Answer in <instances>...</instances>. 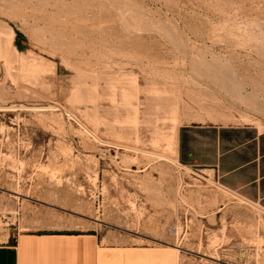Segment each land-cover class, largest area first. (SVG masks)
Listing matches in <instances>:
<instances>
[{"label":"rangeland","instance_id":"374dc122","mask_svg":"<svg viewBox=\"0 0 264 264\" xmlns=\"http://www.w3.org/2000/svg\"><path fill=\"white\" fill-rule=\"evenodd\" d=\"M207 122L264 127V0H0V239L264 264V207L179 159Z\"/></svg>","mask_w":264,"mask_h":264},{"label":"crops","instance_id":"0c3cea01","mask_svg":"<svg viewBox=\"0 0 264 264\" xmlns=\"http://www.w3.org/2000/svg\"><path fill=\"white\" fill-rule=\"evenodd\" d=\"M177 151L185 166L213 170L223 187L264 207V127L185 124ZM172 249L111 242L95 230H26L0 239V264H175Z\"/></svg>","mask_w":264,"mask_h":264},{"label":"bare ground","instance_id":"6f19581e","mask_svg":"<svg viewBox=\"0 0 264 264\" xmlns=\"http://www.w3.org/2000/svg\"><path fill=\"white\" fill-rule=\"evenodd\" d=\"M2 221V220H1Z\"/></svg>","mask_w":264,"mask_h":264}]
</instances>
